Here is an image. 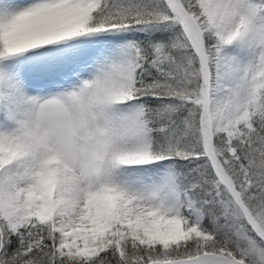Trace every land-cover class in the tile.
<instances>
[{
	"label": "snow or ice",
	"instance_id": "6c2138e0",
	"mask_svg": "<svg viewBox=\"0 0 264 264\" xmlns=\"http://www.w3.org/2000/svg\"><path fill=\"white\" fill-rule=\"evenodd\" d=\"M0 264H264V0H0Z\"/></svg>",
	"mask_w": 264,
	"mask_h": 264
}]
</instances>
